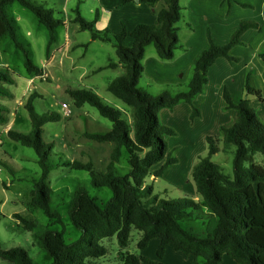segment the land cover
Wrapping results in <instances>:
<instances>
[{
	"label": "trees",
	"instance_id": "1",
	"mask_svg": "<svg viewBox=\"0 0 264 264\" xmlns=\"http://www.w3.org/2000/svg\"><path fill=\"white\" fill-rule=\"evenodd\" d=\"M127 1L122 0V3ZM156 1L158 0H140L148 5H153ZM162 1L165 7L158 11L154 23H139L131 31V46L123 44L127 36L124 29L115 35L110 34L107 29L97 30L94 26L97 15L88 21L80 14L78 7L73 9L72 21L78 24L80 30L89 31L92 40L112 43L118 62L124 68V73L110 81L106 90L132 109L131 125L123 118L120 110L107 105L92 90L66 89L76 107L89 104L112 123L107 131L84 132L88 139L114 144L105 170H97L91 161L48 162L53 145L42 140L43 126L59 121L61 115L55 111L36 112L33 103L41 94L35 90L24 103L30 119V133L24 134L15 129L6 131L8 138L32 148L37 155L40 174L33 181L27 207L41 211L51 222L61 226L60 230H45L37 234L34 232L37 222L33 217L13 214L24 230L33 232L37 244L51 257L50 264H84L88 258L102 257L106 254V248L101 241L112 236H116L120 248H125L132 228L141 232L136 243L139 250L146 248L150 240H158L156 259L126 252L120 253L121 264H165L162 259L167 245L185 256L191 255L195 260L203 258L204 264H219L223 255L229 256L237 264H264V166L253 160L256 153L264 155V123L247 104L249 95H262L260 90L250 87L246 82L245 97L237 104H232L225 95L228 106L236 109V120L228 127L220 128L223 147H234L232 175L222 173L219 165L210 159L218 151L216 138L213 136L205 137L207 156L200 157L191 169V179L200 196V204L217 217V224L212 232L205 237H198L180 225V220L191 218L198 208L199 204L193 199L160 198L153 194L152 184L146 183V178L161 177L164 170L176 162L173 153L167 152L164 140L165 135H173L174 131L159 121L158 112L163 108L171 109L180 101L192 105L193 98L202 92L206 83L208 68L219 56H228L230 46L210 44L207 49L202 50L194 60L193 74L185 91L163 90L152 95L140 89L137 84L143 71L141 60L145 46L153 44L158 57L162 59H171L177 47L178 37L174 24L180 18V6L178 0ZM13 2L28 9L36 23L46 28V58L50 56V47L56 41V31L62 20L54 17L52 9L34 0H0V38L5 37L12 50L21 55L26 73L42 76L43 68L33 62L30 44L20 34L9 15L8 8ZM252 24L244 22L231 43L236 41L237 35L244 28ZM259 56L264 63V52ZM115 65L116 63L109 62L97 71ZM13 83L10 70L0 67V95L9 96L10 92L3 84ZM3 110L4 107L0 106V123L5 121ZM197 115L198 110L192 105L191 120ZM123 150L129 166L126 173H121L116 168ZM61 165L86 171L92 187H106L112 193L101 207L88 193L84 183L74 184L66 213L70 225L80 235L70 243L64 239L60 212L50 205L51 195L47 182L50 170ZM6 167L10 172L14 171ZM0 258L10 264H35L27 251L20 247L3 249L0 246ZM195 260L193 264H197Z\"/></svg>",
	"mask_w": 264,
	"mask_h": 264
},
{
	"label": "crops",
	"instance_id": "2",
	"mask_svg": "<svg viewBox=\"0 0 264 264\" xmlns=\"http://www.w3.org/2000/svg\"><path fill=\"white\" fill-rule=\"evenodd\" d=\"M70 1L57 0L58 4L56 6L60 7L63 12L62 16L58 18L62 20V24L59 27H62L63 35L60 36L58 27L56 41L50 47V56L48 59L53 58L56 53L65 56L76 46L72 42V33L69 31L71 24H77L72 21L74 12L72 9L71 13L73 14L66 15L65 11ZM81 1L83 0H78V2ZM85 2L89 7L90 16L88 21L93 20L97 15L94 24L95 29L100 31L107 29L113 35L120 33L123 29L126 31L127 36L123 41L125 46H131L132 38L130 37V33L137 24L154 23L158 11L165 7L162 0L154 2L153 5L140 2V0H128L124 3H122V0H85ZM178 3L180 6V18L174 24L178 37L174 55L171 59H162L158 57L156 50L147 53L146 49L150 44L145 46L144 55L141 60L143 71L139 80L143 79L147 88H139L145 91V89H151V86L154 85L155 88L150 90V94L152 93V95L154 93H160L163 90H169L171 92L185 91L192 77L193 63L197 55L202 50L207 49L210 44L219 47L230 44L227 51L229 57L219 56L216 58L207 70V80L203 85L202 92L198 93L192 100L193 107L198 110V115L195 118L191 120L190 113L192 111V105L185 101H180L171 109L163 108L158 112L159 121L165 126L174 128H171L174 131V134L171 136L175 135V131L178 132L176 128L178 121L181 120L185 125L182 127L181 138L179 140L177 139L178 144L174 142L171 150L167 147V152L171 151L173 153L176 157V162L166 168L162 176L158 178L167 177L170 171L175 170L176 167L180 168V172L176 171L180 173L178 174L180 176L172 179V184L178 188V197L193 199L199 204L198 209L201 210L200 214L196 215L193 212L191 218L180 220L179 223L185 230L195 236L203 237L199 236L198 232L203 228L204 222L202 220L196 221V218L201 217L205 219L215 217L217 224V217L200 204V196L195 190L194 183L190 182L189 177H191L192 167L200 158V152H208V146L205 140L206 136L216 138L218 151L211 157L217 156L220 151L230 150V146H232L230 145L224 148L220 134L221 127H228L236 120V109L228 106L225 95L232 104H237L245 97L244 85L246 82L250 87L260 90L262 95H249L247 97V104L255 111L258 119L264 122V63L259 56L261 52H264V0H178ZM76 7H78L80 12L78 3ZM8 12L20 34L28 41L31 49H33L34 22H36L33 14L16 2L9 5ZM244 22L253 24L252 26L250 25L244 28L237 35L236 41L231 43L238 28ZM75 28L76 30H80L78 24ZM97 41L100 40H92L90 36L88 44ZM17 54L20 55L19 53ZM13 56L14 51L11 45L5 37H1L0 67H7L10 70L14 83L11 85L3 84L9 90V96L0 95V106L4 107L2 114L5 116V121L0 123V135L2 132L6 133L8 129H13V125L20 115L19 110L24 109V103L28 96L26 94L31 88H35L34 76L43 77L44 75V77L48 76L50 78L45 69H43L44 73L42 76H36L26 72V75L23 72L17 74L14 72L11 64L10 58ZM112 62L116 63V65L107 69L114 70V75H117V77L121 76L124 73L122 64L118 62V59ZM39 65L42 67L45 64L41 63ZM98 68L93 72H98ZM86 76L85 71L80 74V78ZM139 80L137 85H139ZM186 82V87L181 88ZM3 97L8 98V100L3 99ZM82 107L83 105L79 108ZM128 124L131 125L132 121L128 122ZM71 141L73 142L74 139H71ZM107 143L111 144H108V149L111 152L114 144L111 142ZM219 143L222 146H219ZM197 144L200 147L199 149L196 148L198 146ZM64 146L67 147L66 144ZM193 147L197 150H193ZM178 151L186 153L187 168L183 173H181V166L179 165L181 158H179V154H176ZM158 178L150 176L146 178V183H154ZM139 233L141 236L140 231ZM157 245L158 240L152 239L148 243V246L140 250L138 254L150 259H156ZM162 260L165 264H193L195 259L191 255L185 256L175 251L171 245H167ZM195 261L197 264H204V259L201 257H198ZM219 264L237 263L229 256L223 255Z\"/></svg>",
	"mask_w": 264,
	"mask_h": 264
},
{
	"label": "rangeland",
	"instance_id": "3",
	"mask_svg": "<svg viewBox=\"0 0 264 264\" xmlns=\"http://www.w3.org/2000/svg\"><path fill=\"white\" fill-rule=\"evenodd\" d=\"M36 2L45 5L46 8H51L54 11V17L60 18L63 14L60 7L56 5L57 0H36ZM47 3V5H46ZM79 5L80 13L86 20L89 19V7L85 0H71L66 8V15H71V10ZM17 5V4H15ZM65 15V12H64ZM77 24H71L72 42L76 45L75 48L65 56L56 53L53 58L48 59L45 55V45L47 39L46 28L34 22V44L32 49V60L35 64H45L43 69L49 74V77H35V88H31L26 95H30V91H37L41 97L35 99L34 107L38 113L58 112L61 115L59 121L49 122L43 126L42 140L45 143L53 145L48 162L59 163L65 161L78 160L81 162L91 161L97 170H105L109 160L110 150L107 142H96L84 136L85 131L102 132L111 128L112 123L107 118L102 117L96 108L89 104H84L82 108L76 107L71 95L66 92V88L71 89H89L95 92L107 105L117 108L122 112L126 122H131V108L114 97L106 90L107 84L117 77L114 75V70L103 69L98 72H93L96 68L105 66L109 62L117 59L115 48L110 42H94L88 44L90 32L87 30H76ZM60 36L63 35L62 27L58 28ZM87 44V45H85ZM148 52H154L153 44H150ZM11 59L14 72L20 74L25 70L22 64V58L16 52ZM48 59V60H46ZM61 60V62H60ZM40 66V65H39ZM85 71L86 77L80 78V74ZM187 82L181 86L186 87ZM138 87L147 88L143 79L139 80ZM155 88L154 85L147 92ZM177 90V89H176ZM152 94V93H151ZM158 94L154 93L153 95ZM27 96V97H28ZM8 100V98L3 97ZM66 103L71 110L70 116L64 115L61 110V104ZM20 115L13 125V129L24 134L30 133V119L25 109H20ZM68 116V117H67ZM87 119V120H86ZM264 123V122H263ZM185 126L180 120L176 126L175 135H165L164 140L167 147L172 149L174 142L178 144L181 138L182 127ZM170 127V126H169ZM174 129L173 127H171ZM1 129V125H0ZM177 133V134H176ZM71 139H74L72 142ZM178 139V140H177ZM0 246L3 249L20 247L27 251L30 259L35 264H50L52 262L49 254L35 241L33 232L24 230L18 220L13 217L14 213H19L28 217H33L37 222V228L34 230L37 234L45 230H60L59 224L51 222L41 211L33 210L27 207L29 192L33 181L39 177L40 168L36 162L37 155L32 148L22 146L19 142L13 141L7 137L6 133L0 135ZM67 145L65 147L64 145ZM111 145V144H110ZM198 145V144H197ZM219 146H222L219 143ZM199 149V145L196 147ZM193 147V150H197ZM181 162V173L187 168L186 153L178 151ZM175 154V155H176ZM177 156V155H176ZM207 156V151H201L200 157ZM232 157L233 146L230 150L220 151L217 156L211 157V161L220 166V170L225 175H232ZM255 163L264 166V155L256 153L253 156ZM248 166V164H245ZM11 168L14 170L10 172ZM116 168L121 173H126L129 169L127 163V155L125 150ZM180 168L170 171L167 177L158 178L153 185V194H157L160 198L166 200L178 199V188L172 183V179L180 176L177 173ZM174 176V178H172ZM190 182L193 183L191 177ZM90 177L86 171L75 170L69 166L61 165L50 170L47 176V182L50 189L52 209L60 212L63 227L64 239L67 243L75 241L80 233L75 230L69 223L67 216V208L71 200L72 188L77 182L84 183L88 193L95 198L99 206H104L106 201L111 197V191L103 187L101 189L94 188L89 183ZM188 196V195H186ZM201 209H196L194 212L200 214ZM204 222L203 228L198 232L199 236L205 237L216 226V218H196V221ZM185 227V224L183 223ZM140 237V233L135 228L131 229L128 245L125 248H120L116 236L102 239L101 243L106 248V254L99 258H88L84 264H121L122 255L120 252H129L138 254L140 250L136 243ZM0 264H10L0 258Z\"/></svg>",
	"mask_w": 264,
	"mask_h": 264
},
{
	"label": "built area",
	"instance_id": "4",
	"mask_svg": "<svg viewBox=\"0 0 264 264\" xmlns=\"http://www.w3.org/2000/svg\"><path fill=\"white\" fill-rule=\"evenodd\" d=\"M61 110H62V113L64 114V115H70L71 114V110H70V108H69V105L68 104H66V103H62L61 104Z\"/></svg>",
	"mask_w": 264,
	"mask_h": 264
},
{
	"label": "water",
	"instance_id": "5",
	"mask_svg": "<svg viewBox=\"0 0 264 264\" xmlns=\"http://www.w3.org/2000/svg\"><path fill=\"white\" fill-rule=\"evenodd\" d=\"M135 1H138V0H135Z\"/></svg>",
	"mask_w": 264,
	"mask_h": 264
}]
</instances>
